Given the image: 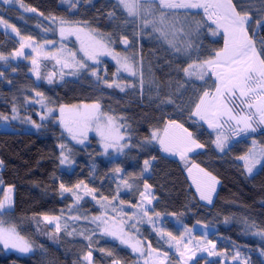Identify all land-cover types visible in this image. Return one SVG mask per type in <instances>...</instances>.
Instances as JSON below:
<instances>
[{"label": "trees", "instance_id": "trees-1", "mask_svg": "<svg viewBox=\"0 0 264 264\" xmlns=\"http://www.w3.org/2000/svg\"><path fill=\"white\" fill-rule=\"evenodd\" d=\"M22 3L35 8L36 12L27 14L13 6L5 8V5H0V19L16 27L21 35H31L37 44L52 41L55 44L53 53L58 55L61 63L57 64L55 59L43 61L38 69L39 80L32 74L28 57L15 65L10 64L7 70L0 67V72L4 73L0 77V116L9 119L14 103L17 112L30 110L25 97L32 101L37 97L36 91L44 93L45 102L53 108L99 103L102 114L124 125L129 135V147L118 160L106 162L95 139L77 147L67 143L52 128L38 134L15 128L0 131V202L5 188L13 189L12 208L0 214V226L15 229L33 247V253L25 257L6 254L0 249V264H85L82 257L90 249L89 240L82 233L92 237L94 264H112L113 259H118L120 264H137L138 259L131 251L103 236L91 220L100 215L113 217L118 222L127 220L140 202L139 193L144 191L145 182L154 197L149 214L157 221L156 227L171 231L177 239H184L190 234L184 232L185 228L207 225L204 228L213 231L210 240L221 238L222 245L227 246V256L232 249L241 248L252 252L250 264H264L256 255L264 248V239H256L246 233L244 223L247 220L264 228V160L254 172L247 174L244 161L238 159L247 156L250 150L260 152L264 149V132L232 140L223 152L218 150L216 136L197 123L192 115L203 93L215 90V83L209 75L198 81L186 76L183 71L190 64L213 58L217 51L223 49V36L214 27L202 23L204 26L195 47L187 58H179L148 34L136 37L134 44L124 47L120 42L121 35L133 38L134 30L139 29L135 22L125 23L129 20L118 6L113 8L117 4L112 0H77L75 8L62 0H22ZM233 4L237 11L243 13L246 10L249 15L264 19V11H259L264 9L261 0H233ZM112 12L114 17L110 18L109 13ZM51 16L57 20L63 18L66 25H86L96 31L102 41L111 44L116 53L138 58L139 77L129 78L118 73L121 79L115 81L117 69L106 61L95 66L87 63L88 69L77 68L70 53H76L77 60L84 59L74 42L57 39L55 26L45 21ZM251 27L256 29L255 20ZM44 28L49 30L44 31ZM262 37L264 28L257 30L256 39ZM18 46L19 42L0 28V53L9 57ZM256 47L259 51L260 45ZM66 62L68 67L64 66ZM93 70L99 80L91 75ZM50 74L52 83H48ZM141 76L145 82L143 95ZM105 79L122 85L134 81L136 88L126 87L121 92L119 88L106 87ZM168 99L173 102L167 103ZM172 121L179 124L180 129H187L192 133V139L203 145L184 160L163 156L151 141L154 132L163 130ZM64 142L69 145V155L74 161L71 173L60 169L58 144ZM145 160L150 162L146 172ZM183 161L202 167L219 181L212 206L207 207L198 201L185 175ZM116 167L122 169L119 177L115 174ZM121 179L129 181L132 187L126 188ZM81 181L96 189V199L86 195L84 187L78 190L81 197L79 203L72 193L60 192L62 182L75 189ZM102 196L109 200L117 196L111 204L126 215H117L108 201L100 199ZM130 204L132 207L128 206ZM152 208L161 213L158 219ZM43 215L61 216V223L67 221L71 225L67 232L73 234L68 235L63 229L56 233L52 227L41 222ZM70 215L81 218L72 220ZM226 218L229 220L227 224ZM138 227L137 238L147 246L151 244L155 252H166V264H183L180 259L184 256L177 252L175 241H170L167 236L161 238L151 224L142 223ZM92 229L96 230L94 235ZM129 232L134 234L136 230L129 229ZM185 244L181 242L179 245L183 253ZM100 249L113 255H105ZM208 259L206 256L196 258L191 264H215Z\"/></svg>", "mask_w": 264, "mask_h": 264}, {"label": "snow or ice", "instance_id": "snow-or-ice-1", "mask_svg": "<svg viewBox=\"0 0 264 264\" xmlns=\"http://www.w3.org/2000/svg\"><path fill=\"white\" fill-rule=\"evenodd\" d=\"M63 3L69 4L71 8L76 7L77 0H62ZM4 5L11 4H19L20 7L25 8L28 12H36L35 8L26 7L22 0H2ZM261 3L264 4V0H261ZM117 6L122 7L127 13L129 17H134L137 21L140 22L139 30H134L133 38H129L126 35H121L120 42L125 46H128L130 43L134 44L136 42L135 38H142L145 33V29L151 28L153 35L151 38L156 39L162 44H166L169 49L173 50L176 53H187L190 48H192L191 35L199 32V29L204 25L200 22L196 23V27L191 29L189 32H184L183 28H177V24H184L186 21L180 19L179 14L176 12H165L161 10H180V9H200L203 8L204 12L207 16V19L210 20L213 24L216 25L218 29L222 28L224 32V48L215 53V57L211 59L204 60L199 64H190L188 67L184 68L183 71L186 76L192 77L196 76L198 79L203 80L207 73H211L216 77V92L212 101H206L205 98L210 95L208 91H205L203 95L200 97V102L196 104V110L192 112L193 116H198L201 120L208 124L209 128H220L223 129L226 126L232 129V124L234 123L235 128L232 129L235 134H239L241 132H255L257 129L254 126L255 123V114L252 112V109H256V113L259 114V124L264 125V37L259 40L256 39L257 30L264 28V19L258 18V16L249 15L248 11H237L236 6L233 4V0H208V2L200 3L196 2V0H159L158 8L155 6L153 0H144V3H141V0H118V5H113L115 9ZM264 11V9L259 10ZM157 12H159V20L157 21ZM173 17V21L171 24L166 23L169 17ZM109 17H114V12L109 13ZM215 17V18H214ZM51 25H56L57 23L60 25V35L61 39L65 37L66 34H74L79 33L82 29L80 28H72L66 27V21L61 18L57 20L55 16L47 17ZM253 20H255L256 29H252L251 25ZM133 21H125V23H131ZM0 24H4L6 28H11L12 32L16 33L20 39L19 49L13 51L11 56L15 57H23L25 56L24 49L26 47H32L33 52H40L44 55L46 59L51 58L55 59L56 63H61L60 58L56 53L46 52L44 50V44H37L36 39H34L31 35L24 36L21 35L16 27H13L11 24H8L5 20L0 19ZM40 27V25H38ZM44 31H48L49 29L44 28ZM215 34V33H213ZM79 35H77V39H79ZM52 41H45V44H51ZM260 45L259 51L257 50L256 45ZM81 52L84 53V57L86 60L92 61L93 64H99L100 60L99 56L102 55H110L116 61L117 64V73L114 74L115 81L121 79L118 73L121 71L127 72L129 75L135 76L136 72L134 71L133 65L129 62V59L126 57H121L118 53L114 52L107 44L102 41H95L91 45H85L83 42L81 44ZM73 58V63L79 69H88L89 65L84 60H77L76 53H70ZM8 56L0 53V61H7ZM33 65V74L36 75L37 80L41 79L40 73L38 71L39 64L37 59H32ZM65 67H68V63L66 62ZM15 70V69H14ZM61 75L63 73L61 72ZM91 75L97 77L98 76L95 70L91 71ZM4 73L0 72V77H3ZM109 82L105 79L104 83L108 88H119L121 92L125 91V88H136L135 82L120 84L117 82ZM52 74L48 77V83H52ZM144 79L141 76L140 79V88L141 95H143L144 91ZM238 94V95H237ZM35 95L39 97L37 101L28 100L27 96L25 97V101L28 103H41V106L46 109L48 113H51L54 109L48 108L44 103L46 97L44 93L36 91ZM252 97H257L259 100V104H255L250 102ZM239 100V104L236 101ZM167 103H172L171 99L166 101ZM241 105L245 106L247 111H245V107H241ZM240 108V111H235L236 108ZM91 112L85 113L83 119L86 124L90 126V123L93 121L97 122V134L101 138L102 147L104 148L105 153H107L109 148H113L115 151L119 153H123L126 147H129L127 143H121L125 139L124 135L120 133L121 126H115L113 119L108 117V125L107 127H101L99 125V115L101 113V105L99 103H95L91 105ZM61 115L63 116L64 108L61 106ZM17 109L15 107V103L13 104V119H16L15 113ZM46 116L41 115V120L45 119ZM0 119H7V117L0 116ZM63 124V120H61ZM175 124V121L171 122ZM34 127H40V125L34 124ZM176 127H181L179 124H175ZM66 127V130L70 133L73 140H76L77 143L82 144L84 139H86L87 127H85L79 133L75 132L72 128ZM189 138L190 144L194 145L196 148L203 147V145L198 144L195 139H192V133L188 132L187 129H182ZM155 137V133L153 134ZM228 136L225 135L223 131L219 132L216 137V147L221 152L224 151L226 145V141ZM255 144V141L253 142ZM161 148L164 151H171L172 149L165 143L163 139L160 140ZM60 160L59 163L61 165H72L74 161L70 158L69 152L65 151L66 145H60ZM186 150L190 151L191 148H187ZM181 157L183 158V152H181ZM238 159L244 161L245 170L248 173H252L253 169L256 167L261 160H264V149H261L259 153L255 150H250L247 156L239 157ZM149 161H144V171H148ZM122 169L120 167L115 168V174L117 177L120 176ZM213 179V183L209 185L206 189L202 190L201 187L197 186V192L200 194V199L207 201L209 204L213 202V192H215V180ZM121 182L124 184L126 188H131L132 184L127 180H122ZM84 187L86 189V195H91L93 199H96L95 188H89L86 184L81 181L79 184L75 186V189L72 187L66 186L63 182L60 184V192L63 193H72L74 200L79 203L80 195L79 189ZM120 184H117V191L119 192ZM12 191L11 188L8 189L10 193ZM140 202L136 205V211L128 216L127 220H121L119 222V226L117 227L115 224H109L108 219H104L103 217H92L91 222L96 224V228H98L103 235L112 236L120 241L122 244H126L128 247H131L133 252H141L143 254V248L141 246V242L135 240V237L128 231H126V226L131 229H135L137 233H139L138 225L144 223V218L147 217V222L153 226V231L157 233V235L163 238L167 236L170 241H175L177 245V252H180V255L183 256L184 253L180 251L179 245L183 241V237L177 239L176 236L173 235L171 231H165L162 228L156 227L157 221L153 220L152 216L149 214V209L145 206V201L148 205L152 204L154 197L151 194L150 186L148 183H144V191L139 193ZM101 200L108 201V204L112 207V210L117 213V215L123 217L126 215L122 210H117L115 205L111 204L112 200H116L117 196L111 197L109 200L108 197L102 196ZM5 204L11 205V197L6 195L4 202H0V210L4 209ZM123 204V201H121ZM102 207H106L105 205H101ZM132 207V205H128ZM71 211V210H70ZM151 211L155 214L158 219L161 216L160 212H156L155 208H152ZM2 214V212H0ZM72 220H79L81 217L79 216H69ZM45 223L49 225H55V232L60 233L63 229L68 235H72L73 233L67 232V229L71 227L64 221L61 223L62 217L55 215H43L40 217ZM109 219H114L110 217ZM129 221H134L129 224ZM229 220L226 218L225 223L227 224ZM245 223V232H253L256 235H259L262 239H264V228L256 223H249L247 220ZM204 227H208L205 225ZM260 229L257 231V229ZM93 235L95 234V229L91 230ZM192 229L185 228L184 232L190 233ZM85 239L89 240V251L83 255V260L87 262V264H94L93 253L91 251L92 237L82 233ZM19 237L16 235L14 229H4L0 227V242H3L5 246L19 247V250L22 252H28L29 245L27 243L18 244ZM135 240V243L132 241ZM191 241H189L190 243ZM210 248H215V245L212 244L210 240L206 241ZM171 246V245H170ZM187 248V244L184 245ZM149 252L155 251L152 248V245H148ZM204 251H208L209 248L206 247L203 249ZM102 253L108 256H112V252H105L104 249H100ZM210 255H219V253L210 251ZM158 256H163L165 259L167 258L166 252H157ZM260 255L264 256V248L260 250ZM240 252L239 249L236 251V255L233 257V260H239ZM112 264H120L118 259H113ZM147 264V262H146ZM250 264V261L247 262Z\"/></svg>", "mask_w": 264, "mask_h": 264}, {"label": "rangeland", "instance_id": "rangeland-1", "mask_svg": "<svg viewBox=\"0 0 264 264\" xmlns=\"http://www.w3.org/2000/svg\"><path fill=\"white\" fill-rule=\"evenodd\" d=\"M112 1H114L118 5V0H112ZM153 2L155 4V6L158 8L159 0H153ZM196 2L204 3V2H208V0H196ZM141 3L143 4L144 0H141ZM0 5H4L2 3V0H0ZM10 6L11 7L13 6V7H15L21 11H24L27 14L32 13V12L26 11L25 9H22L19 5L15 4V3L11 4V5H5V8H8ZM119 8L121 9V11L124 13L125 17L129 21L135 22L136 26L139 29L140 22L137 21L134 17H129L128 13L122 7H119ZM3 11H5V10H3ZM161 11L178 13L180 19L183 21H186V23L177 24V28H183L184 32H189L191 29H194L196 27V23L200 22V23H205L207 25H210L211 27H214L216 29V31L223 36V40H224L223 29L222 28L218 29L215 24H213L210 20L207 19V16H206L203 8H200V9L194 8V9H187V10H184V9L161 10ZM6 12L8 13L9 10L7 9ZM198 14H200V16ZM195 15H198V16H195ZM156 18L158 21L159 20V12H157ZM173 19L174 18L170 16L166 23L171 24ZM45 21L50 24L49 20H45ZM54 26H55L56 35H57L56 37L59 41H61V42H68V41L74 42L76 47H77L79 54L81 55V57L84 59V61L86 63L93 65V66L98 65V64H93L92 61H90V60H86V57H84V53L81 52L82 42L85 45H91L97 40L102 41L99 38L98 33L96 31H94L90 27L83 25V24L82 25H79V24L78 25H65L66 27L70 26L72 28H80L82 30L79 33L66 34L65 37L63 39H61L60 30H59L60 25L57 23ZM0 28L5 33H8L12 37H14L19 42V46H20V39H19V37H17L15 35L14 32H12L11 28H6L4 24H0ZM201 28L199 29V32L191 35L190 39L192 42V48H190L187 53H176L173 50L169 49L166 44H162L158 40L157 41L162 46H164L166 49H168L175 56H177L179 58H187L189 56L190 52L195 47V44H196V41L199 37V33L201 31ZM145 33H147L148 37H150V38L153 35H155L154 33H152L151 28L145 29ZM77 35H79V37H80L79 39H77ZM102 42L107 44L114 51L111 44L104 42V41H102ZM43 44H44V50L46 52L53 53V49L55 47L54 43H51V44L43 43ZM19 46H18V49H19ZM123 46L125 47L124 44H123ZM223 48H224V46H223ZM24 52H25V56H23V57L13 58L12 56H9L7 61H0V67H2L3 70H7L10 64L15 65L17 62L22 61L28 57L29 58L28 62L31 64L32 69H33V65H32V59L33 58L37 59V62L39 65L43 61H47V60L51 59V58L46 59L44 57V55L40 52H33L32 47H26L24 49ZM120 56L126 57L129 59V62L133 65V68H134V71L136 72V75L132 76V75H129L127 72H124V71H121L119 73L121 75H124V76L129 77V78L139 77V61H138V58L132 57V56H123V55H120ZM98 59L100 60V63L104 62V61L109 62V63L113 64L117 69L116 61L112 58V56L102 55V56H99ZM4 63H7V64H4ZM32 74H33V71H32ZM206 75H209L215 83V90L213 92H211L208 97L205 98L206 101H212L213 97L215 96V92H216V77L213 76L210 72L207 73ZM192 77H194L198 81L201 80V79H198L196 76H192ZM192 77H190V78H192ZM37 100H39V97L33 98L32 101H37ZM250 102L255 103L257 105L259 104V100L257 97H252ZM44 103L47 105L48 108H52L54 110L51 113H48L46 111V109L41 106V103H28L31 109L28 111H24V112H16L15 113L16 119H13L14 113H12L10 115L9 119L8 118L7 119H0V131H12L15 128L17 130L27 131V132H32V133L38 134V133L42 132V130H44V129L48 130V129L52 128V129H55V131L58 132V134L61 137H63V139L67 143H69L72 146H77V147L85 146V144H87L89 139H95V140H97V142L100 146L102 158L106 162H114L115 160H118L121 157V155L127 150L128 147H126L124 149L123 153H119L118 151H115L113 148H109L107 153H105L104 148L102 147L101 138L97 134V122L93 121L90 123V126H89L88 124H86L85 120L83 119V116L85 113L92 111L91 105H76V106H71V107H63L64 112H63V116H62L61 111H60L61 107L53 108L50 105H48L45 101H44ZM236 103L239 104V100H237ZM241 107H245V106L241 105ZM195 110H196V108H195ZM235 111L239 112L240 108L239 107L236 108ZM245 111H247L246 107H245ZM252 112L255 114L254 126L256 127L257 130L255 132H241L238 135L235 134L234 131L232 130L235 128L234 123L232 124V129L228 128L227 126L223 129H220V128L214 129V128H209L208 124L205 123L203 120H201L198 116H193V119L197 123L203 125L210 133H213L216 137H217V134L219 132L223 131L225 133V135L228 136V139L226 141V144H227L228 142H231L232 140L237 141L240 139H246L250 136L256 135L259 132H264V125L259 124V122H258L259 121V114L256 113V109L253 108ZM41 115L46 116V118L41 120ZM108 117L109 116L102 114V112L100 113L99 125L101 127H105V128L107 127V125H108L107 118ZM112 119H113L115 126H118V127L121 126V124L118 120H116L114 118H112ZM61 120H63V122H64L63 124L61 123ZM34 124L40 125V127H38V128L34 127L33 126ZM65 125L67 127L72 128L77 133H79L85 127H87L86 139H84V142L82 144H80V143H77L76 140H73L70 133L66 130ZM120 133L122 135H124V137H125V139L123 141H121V143H127L128 144L129 135H128V133L124 127H120ZM154 133H155V137L153 135ZM154 133L151 136V141L160 149V152L163 156H166V157H169L172 159L184 160L188 156L195 153L196 150L197 151L199 150V148H196L194 145L190 144L189 138L187 137L186 133L184 131H182V129L176 127L173 124H168L167 126H165V128L163 130H161L159 132L156 131ZM161 139H163L165 141V143L172 149L171 151L162 150L161 144H160ZM66 142H64L63 144L66 145L65 151H68L69 145ZM60 145L61 144H58V150L61 152ZM189 147L191 148V150L190 151L186 150ZM181 152H183V158L181 157ZM256 152L259 153V151H256ZM262 161L263 160H261L260 163H258L256 165V167L260 166ZM183 166H184L185 175L188 178L189 183L192 187V190L194 191L198 201L207 207L212 206L214 203L217 191H218L219 186H220L219 181L214 176H212L210 173H208L205 169H203L202 167H200L196 164L183 161ZM256 167L253 169V172L256 169ZM60 169L63 172L71 173V172H73L74 164H72V165H61L60 164ZM247 174H250V173L247 172ZM212 178H214V180H215V192H213V202L211 204H209L207 201L200 199V194L197 192V186L199 185L202 190L206 189L209 185H211L213 183ZM9 188H11V187L5 188L4 198H3L2 202H4L5 196L8 195L11 197V205L9 206L8 204H5L4 209L0 210V212H2V213L7 212V211L11 210V208H12L13 189L11 188L12 191L9 193L8 192ZM145 206L148 209L150 208V205H148L146 201H145ZM135 211H136V208L134 210H132L133 213ZM98 217H103L104 219H108L110 225L115 224L117 227L119 226V222L117 220L109 219L110 217L107 215H100ZM41 222L43 224L47 225L48 227L49 226L52 227L55 230L54 224L49 225V224L45 223L43 220ZM133 222L134 221H129V224H131ZM144 223L150 224L147 222V217L144 218ZM138 226H140V225H138ZM0 227H3V226H0ZM3 228L4 229H12V228H8V227H3ZM129 229H131V228H126V231L129 232ZM15 233L20 238L18 241V244L27 243L29 245L30 250L28 252H22L19 250V247H12V246L6 247L3 242H0V249L6 254H14V255L19 256V257H25L28 255H31L33 253L32 245L27 240H25L23 237H21L16 230H15ZM212 233H213L212 230L204 228V227H200V226H194L193 227L190 234L188 236H186L182 241V242H185L187 244V248L184 247V255H183L184 258L180 259L183 262V264H191L194 259L201 258L203 256L208 257L209 258L208 260L215 263V264H223V263L247 264V262H249L251 260L252 252L245 250V249H241V248L232 249L231 251H229L230 255L227 256V253L225 252V249L227 246L225 245V247H224L222 245V239L221 238L217 237V238H214V240H212V241L210 240ZM248 233L250 235H253V237L255 236L256 239H260V236L254 234L253 232H248ZM137 234L138 233L135 232L132 235L135 237V240H138L141 242V246L143 248V254H141V252H133L131 247H128L126 244L120 243V241L118 239H116L112 236H107V235H103V234L102 235L105 236L106 238L116 242L117 244L123 246L124 248L128 249L129 251H131L138 259L137 264H146V262H147V264H166L168 261V256L165 259L163 256H158L157 252H155V251L149 252L148 246L146 244H144V242L141 241L139 238H137ZM135 240L132 242L135 243ZM208 240H210L212 242V244L215 245L214 249L210 248L208 246V244L206 243V241H208ZM189 241H191V242L189 243ZM223 243L227 244L226 242H223ZM217 246H221L222 249L219 250V248ZM206 247L209 248L208 251L203 250ZM237 249H239L241 258L239 260L234 261L233 257L236 255ZM210 251L217 252V253H219V255H210L209 254ZM256 255L259 256L261 263H264V256H261L260 252H257ZM84 263L87 264V262L85 260H84Z\"/></svg>", "mask_w": 264, "mask_h": 264}, {"label": "crops", "instance_id": "crops-1", "mask_svg": "<svg viewBox=\"0 0 264 264\" xmlns=\"http://www.w3.org/2000/svg\"><path fill=\"white\" fill-rule=\"evenodd\" d=\"M197 151V150H196Z\"/></svg>", "mask_w": 264, "mask_h": 264}]
</instances>
